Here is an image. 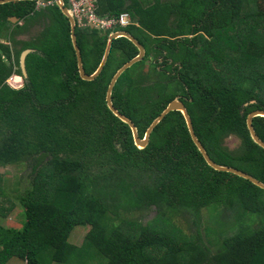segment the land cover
<instances>
[{
  "label": "trees",
  "instance_id": "obj_1",
  "mask_svg": "<svg viewBox=\"0 0 264 264\" xmlns=\"http://www.w3.org/2000/svg\"><path fill=\"white\" fill-rule=\"evenodd\" d=\"M125 13L132 24L117 30L146 56L119 78L115 108L143 138L179 97L211 159L264 184V150L247 126L250 113L264 111V0H98L101 16ZM38 20L45 27L31 36ZM24 34L28 40L18 38ZM76 35L93 75L110 32L76 28ZM71 36L56 4L0 5V168L30 169L13 197L0 185V199L18 203L24 217L20 228L0 225V264H264V191L211 168L181 112L167 115L139 149L107 105L113 77L138 48L115 40L100 76L85 81ZM151 59L150 70H140ZM14 75L22 88L12 86ZM253 126L264 142V118ZM231 137L236 151L225 143ZM11 210L0 205V218ZM152 210L146 224L133 219ZM86 228L83 243H72Z\"/></svg>",
  "mask_w": 264,
  "mask_h": 264
},
{
  "label": "water",
  "instance_id": "obj_2",
  "mask_svg": "<svg viewBox=\"0 0 264 264\" xmlns=\"http://www.w3.org/2000/svg\"><path fill=\"white\" fill-rule=\"evenodd\" d=\"M22 1H35V0H0V5H5L8 3H13V2H22ZM55 2H56V5L61 10V12L68 18V20L70 22L71 35H72L71 38H72L73 47H74L76 57H77L78 70L80 73V77L83 80L94 81L96 78H98L100 76V74L102 73V71L104 70V68L108 62L109 56L111 54L113 42L115 40H117L119 38H127L138 48L139 55L137 57H135L134 59H132L131 61H129L128 63H126L113 77V79L110 83V86L108 88V91H107V105H108L109 109L111 110V112L116 117H118L121 121H123L124 123H126L127 125L130 126L132 133H133L135 145L139 149H145L149 145L153 131L166 118L167 115H169L172 112H181L183 114L185 120H186L187 127H188V130H189V133L191 135L193 142L195 143V145L199 149L200 153L203 155L205 161L207 162V164L211 168H213L214 170L219 171V172L231 173V175H234V176L239 177L245 181H248L252 185H254L255 187L264 191V184H262L261 182H259L255 178H253V177H251L245 173H242V172L236 170L235 168L219 165L211 159V157L209 156L205 147L203 146V144L201 143V141L197 137V135L195 133L192 118H191L185 104L180 100L179 97L169 104V106L164 110V112L151 124V126L148 128L147 132L145 133L144 137L141 138L139 135V130L136 127V125L134 124V122L132 120H130L129 118H127L126 116H124L123 114H121L115 108V106L113 104L112 94H113L114 87L117 84L119 78L122 76V74H124L128 69L132 68L135 64L144 60V58L146 56L145 48L132 35H130L129 33L125 32V31L116 32L114 34H111L109 37V40H108V44H107V48L105 51L104 58L100 64L98 70L93 75H88L84 69L82 54H81V50H80L79 45H78V40H77V35H76V22H75L73 16L71 15L69 9L66 7V4L63 0H55ZM10 20L14 23H16L18 21L17 18H12ZM31 52H32V50L24 51L21 55V58H20L21 69H22V72L24 73V75L26 77H27L26 59ZM257 117H263L264 118V111L258 110V111H254V112L250 113L248 118H247V126H248V129L250 131V134H251L253 141L258 146H260L262 150H264V142L257 135L256 130L253 126V120Z\"/></svg>",
  "mask_w": 264,
  "mask_h": 264
},
{
  "label": "rangeland",
  "instance_id": "obj_3",
  "mask_svg": "<svg viewBox=\"0 0 264 264\" xmlns=\"http://www.w3.org/2000/svg\"><path fill=\"white\" fill-rule=\"evenodd\" d=\"M21 24H23V23H21ZM44 27L45 26H43L42 20H38V22H34L33 24H31L27 30H28V32L29 31L31 32V36H33V35L38 36L40 34V32L44 29ZM29 35L24 34V35H21L20 38H21V40H28ZM13 48H14V46H13ZM155 62L158 63L159 61L155 60ZM152 63H153V60L151 59V61H148V63H145L146 65L141 66L140 70H144V71L148 72L150 70V66ZM161 63H162V61H161ZM160 69H162V67ZM146 76H147V78H150L151 74L148 73ZM15 79L18 80V83L14 80V81H12V84L14 86H16L15 84H18V87H17L18 89L22 88L24 84L21 83L18 78H15ZM225 143L231 150H234V151H236L240 146V142L236 137H231V138L227 139ZM29 171H30V169L27 170L26 168H22V167H10V168H6V169L0 168V176L3 177V179H0V185L1 184L3 185V189L6 191V194L9 195V197H13L15 195L11 192V188L16 183V181L20 182L19 189H21V192L27 186L28 172ZM4 174H6L7 176H4ZM16 184H18V182ZM0 205H3L4 208H6L7 206H12V210H11V212L8 213L7 217L5 219L0 218V225L3 227L6 226V227L12 228V229L20 228L21 223L24 220V217H23L21 208L18 205V203L11 204L9 201L2 199L0 201ZM155 216H156V212L154 210H152V211L147 212V213L145 212V213L136 214L133 219H136L138 221H142L144 224H146L149 221H151ZM204 222H205V224H204L203 230H205V228H207L209 225L207 218L204 219ZM89 229L90 228L77 230L75 232V234L72 236V238H70L71 242L75 243L76 245H81L83 243L84 237L88 233ZM8 264H24V263L19 261V260H12Z\"/></svg>",
  "mask_w": 264,
  "mask_h": 264
},
{
  "label": "built area",
  "instance_id": "obj_4",
  "mask_svg": "<svg viewBox=\"0 0 264 264\" xmlns=\"http://www.w3.org/2000/svg\"><path fill=\"white\" fill-rule=\"evenodd\" d=\"M76 22V28L92 29L101 33L119 32L117 29L127 28L132 22L130 15L125 13L119 17L101 16L98 14V0H63ZM56 4L53 1L37 0V10Z\"/></svg>",
  "mask_w": 264,
  "mask_h": 264
},
{
  "label": "flooded vegetation",
  "instance_id": "obj_5",
  "mask_svg": "<svg viewBox=\"0 0 264 264\" xmlns=\"http://www.w3.org/2000/svg\"><path fill=\"white\" fill-rule=\"evenodd\" d=\"M20 37H21V35L18 36L19 39H21ZM15 78H18V77H17V76L15 77V75H14V76H13V81L15 80V81L18 83V80L15 79ZM18 79H19V78H18ZM19 80H20V79H19ZM10 82H11V84H12V81H10ZM15 85H16V86H14V85L12 84L13 87L17 88V87H18V84H15ZM17 89H18V88H17Z\"/></svg>",
  "mask_w": 264,
  "mask_h": 264
},
{
  "label": "clouds",
  "instance_id": "obj_6",
  "mask_svg": "<svg viewBox=\"0 0 264 264\" xmlns=\"http://www.w3.org/2000/svg\"><path fill=\"white\" fill-rule=\"evenodd\" d=\"M35 1H37V0H35ZM18 21H19V20H18ZM18 21H17V22H18ZM17 22H16V23H17ZM120 29H123V28H120ZM119 32H121V31L119 30ZM3 42H4V43H6V41H5V40H3Z\"/></svg>",
  "mask_w": 264,
  "mask_h": 264
},
{
  "label": "crops",
  "instance_id": "obj_7",
  "mask_svg": "<svg viewBox=\"0 0 264 264\" xmlns=\"http://www.w3.org/2000/svg\"><path fill=\"white\" fill-rule=\"evenodd\" d=\"M24 74V73H23Z\"/></svg>",
  "mask_w": 264,
  "mask_h": 264
}]
</instances>
